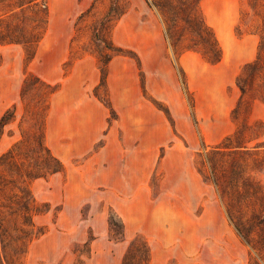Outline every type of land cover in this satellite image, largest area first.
<instances>
[{
    "label": "rangeland",
    "instance_id": "374dc122",
    "mask_svg": "<svg viewBox=\"0 0 264 264\" xmlns=\"http://www.w3.org/2000/svg\"><path fill=\"white\" fill-rule=\"evenodd\" d=\"M39 1L48 23L36 52L0 41V117L15 108L1 129L0 155L24 139L22 152L33 157L44 130V143L63 165L30 184L46 211L33 217L44 233L30 243L24 264H122L136 236L147 241L150 264H255L223 201V209L215 201L221 197L202 161L239 128L241 140L257 137L249 146L264 149V75L243 64L228 119L213 121L222 104L212 90L229 96L233 87L222 88L197 51L178 56L190 44L173 50L146 0ZM209 1L200 2L203 15L220 5ZM243 2L237 33L258 34V55L264 0ZM31 24L32 16L24 35ZM237 80L246 88L242 96ZM81 82L86 99L78 95ZM241 99L244 106L233 112ZM111 218L124 224V240L114 239Z\"/></svg>",
    "mask_w": 264,
    "mask_h": 264
},
{
    "label": "trees",
    "instance_id": "16d2710c",
    "mask_svg": "<svg viewBox=\"0 0 264 264\" xmlns=\"http://www.w3.org/2000/svg\"><path fill=\"white\" fill-rule=\"evenodd\" d=\"M39 2V0H0L2 43H22L25 49H33L32 55L36 52V45L46 31L48 23L47 10ZM146 2L161 15L165 24L166 38L173 50L185 43L190 44L188 48L179 51L178 56L185 50H194L209 64L215 65L222 60V47L201 12V0H146ZM122 13L123 10L120 14ZM116 14V10H113V15ZM30 16H32V24L26 36L23 34V26H25L23 24ZM108 21L111 19L100 22L101 29L108 27ZM32 44L34 47L30 46ZM107 47L111 49V45ZM112 49L116 54H122L121 48ZM262 51H264V30L261 34L259 54L253 61L245 64V67L254 68V71L264 75ZM237 85L241 96L244 95L245 85L238 80ZM255 100L248 106L249 116L252 115ZM241 106H244L242 99L233 112H238ZM14 112V107L9 108L0 117V136L1 129L13 120ZM166 113L169 112L166 110ZM251 125L246 124V127ZM243 135V129L239 128L233 136L213 146L205 153L202 164L208 172L205 177L219 193L237 234L256 255L255 264H264V179L262 178L264 149L259 150V146H249L257 137L243 141L241 140ZM24 144L23 139L0 155V264H24L23 258L30 243L44 233L43 230L35 227L33 217L46 211L40 209L33 197L30 184L35 179L47 178L63 170L61 161L44 143V130L37 141L33 157L24 156L22 152ZM109 224L114 239L124 240L122 221L111 218ZM122 264H150V248L143 237L136 236L130 241Z\"/></svg>",
    "mask_w": 264,
    "mask_h": 264
},
{
    "label": "crops",
    "instance_id": "0c3cea01",
    "mask_svg": "<svg viewBox=\"0 0 264 264\" xmlns=\"http://www.w3.org/2000/svg\"><path fill=\"white\" fill-rule=\"evenodd\" d=\"M209 3L220 4L218 6H213L210 9L204 10V17L218 38L223 50V58L215 65L208 63L206 70L209 73H213L214 75L218 76L222 80V88L227 86L233 87V94H229V96H226L223 92L219 93V91H216L215 89L212 90L213 96L216 98V100L219 99L222 104L221 108L214 110L215 112L212 120L218 121L220 117L225 118V120L229 117V112L237 99V88L234 82L235 78L239 73L240 67L243 64L253 61L257 56L259 36L258 34L251 31L244 32L240 35L237 33V26L240 22L241 10L244 6L243 0H210ZM141 57L143 58L142 54ZM186 59L187 58L182 56L181 63L183 66H185L186 71L190 76V72L186 65ZM84 62L85 60H81V63L76 65V69L73 73H78L77 68L80 67ZM65 89L66 86L63 88V91ZM64 94L65 93H63V95ZM78 95L81 96V99H86L88 95L87 88L83 86V82L79 84ZM254 111H256L255 104L252 106V114ZM214 124H217V122H214ZM204 125L209 124L204 123ZM228 132L230 131H227V133ZM204 134L206 136L205 130ZM90 143H93L92 140ZM215 201L223 209L222 200L220 198H216ZM229 220L230 219L227 218L228 224H231V221Z\"/></svg>",
    "mask_w": 264,
    "mask_h": 264
}]
</instances>
